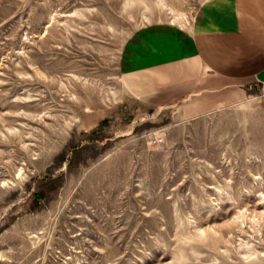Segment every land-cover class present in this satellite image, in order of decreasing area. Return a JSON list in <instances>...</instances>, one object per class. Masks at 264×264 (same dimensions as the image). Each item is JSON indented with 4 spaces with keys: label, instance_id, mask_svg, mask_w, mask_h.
<instances>
[{
    "label": "rangeland",
    "instance_id": "obj_1",
    "mask_svg": "<svg viewBox=\"0 0 264 264\" xmlns=\"http://www.w3.org/2000/svg\"><path fill=\"white\" fill-rule=\"evenodd\" d=\"M208 0H0V264H264V83L151 104L128 42Z\"/></svg>",
    "mask_w": 264,
    "mask_h": 264
},
{
    "label": "crops",
    "instance_id": "obj_2",
    "mask_svg": "<svg viewBox=\"0 0 264 264\" xmlns=\"http://www.w3.org/2000/svg\"><path fill=\"white\" fill-rule=\"evenodd\" d=\"M122 62L125 85L151 104L190 95L205 70L264 83V0H208L189 28L160 24L136 33Z\"/></svg>",
    "mask_w": 264,
    "mask_h": 264
}]
</instances>
